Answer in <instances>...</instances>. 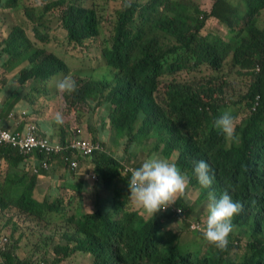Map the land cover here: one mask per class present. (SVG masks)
Wrapping results in <instances>:
<instances>
[{
    "label": "trees",
    "instance_id": "1",
    "mask_svg": "<svg viewBox=\"0 0 264 264\" xmlns=\"http://www.w3.org/2000/svg\"><path fill=\"white\" fill-rule=\"evenodd\" d=\"M16 2L0 0L9 9ZM40 3L39 13L24 9L33 26V39L17 27L0 44L4 57L10 58L12 70L21 68L17 82H32L36 87L55 77H70L77 85L75 91L66 93L70 107L81 103L93 111L104 109L103 120H111L118 138L128 140L129 146L141 142L151 147V156L156 154L175 164L189 178L188 189L202 191L194 205L185 196L177 201V209L183 208V215L171 207L155 217H146L128 208L131 198L127 180L131 174L124 173L127 167L100 150L91 157L93 171L104 190L110 192L112 202L99 199L93 207L86 208L82 182L74 185L69 180L61 186L73 188L81 199L68 217L75 230L66 236L69 243L59 247L64 256H57L54 263L60 264L76 253H90L95 257L94 264H264V0H217L210 13L189 0L171 4L170 0H151L144 7H127L119 13L111 41L105 42L102 51L106 66L99 68H103L102 76H108V80L77 77L81 70L68 76L71 70L60 56L62 51L46 49L48 45L63 46V51L92 48L101 36L100 16L87 9L84 0ZM132 9L141 11V32L145 36L137 50L128 42L129 27L137 22ZM55 14L59 22L55 26L47 24L46 18ZM212 19L231 28L230 42L203 35ZM227 64L232 71L251 79L242 101L235 102L245 103L248 114L239 106H231L226 89L232 83L227 78L211 77L197 84L180 80L182 74L192 76L204 68L220 74ZM14 96H7L0 118L15 108L11 99L22 101L20 96ZM225 111L235 118L237 140H227L214 126L215 119ZM28 119L39 120L35 114ZM51 133L64 146L85 141L79 137L77 126L70 127V134L67 126L59 136L56 128ZM97 140L91 141L100 144ZM66 156L47 158L37 152L32 161L17 149L0 146V160L7 165L5 179L0 182V210L13 207L37 222H47L54 216L65 218L74 198L65 204L61 188L42 201L35 193L39 180L57 173ZM198 160L210 165L214 177L210 188H203L193 172ZM25 161L37 173L27 171ZM225 192L242 204V210L233 219V231L224 250L207 240L198 247L186 246L179 235L173 236L177 232L173 229L175 222L192 218L199 204L207 206L210 193L219 197ZM192 231L200 234V230ZM169 236L172 238L167 240ZM205 245L209 248L202 247ZM3 264L37 263L20 259L9 245Z\"/></svg>",
    "mask_w": 264,
    "mask_h": 264
},
{
    "label": "rangeland",
    "instance_id": "2",
    "mask_svg": "<svg viewBox=\"0 0 264 264\" xmlns=\"http://www.w3.org/2000/svg\"><path fill=\"white\" fill-rule=\"evenodd\" d=\"M151 0H84V5L88 9H93L99 16L102 23L101 36L98 38V42L90 49H74L68 48L63 51V46H46V49H52V52L60 53V56L66 61L71 73L68 76H72V73L81 70L77 77H89L108 80L107 77H103V69L106 64L102 56L101 48L104 42H108L111 39L113 32V24H116L118 15L120 12L125 11L127 7L132 5H139L140 7L147 6ZM178 0H170L171 2ZM192 3L200 6L202 11L210 13L217 0H189ZM237 3V0H232ZM19 12H7L0 16V44L6 41L5 39L10 36L14 29L20 27L26 32L28 39H33V26L27 20L24 15V9L28 8L30 12L35 11L39 13V9H42L40 0H21ZM173 5V4H172ZM165 9L163 8L162 11ZM136 16L137 22L129 27L128 42L134 50H137L145 38L141 32V11L140 9H132ZM47 24L51 22L54 26L59 22L56 18V14L50 18H46ZM264 21V18H263ZM150 24L147 26L149 27ZM264 27V25H263ZM231 28L225 24H220L218 20L212 19L208 22L205 29L204 36L220 37L226 42L231 40ZM8 58L2 54L0 49V87L4 86V96H11L14 94L20 96L21 100H12L20 111L25 110L29 115L35 114L36 118L42 120V122H48L52 125V129L56 128V135L59 136L60 130L67 126L80 127V136L84 137L86 143H92L93 138H98L96 144L97 150L95 154L100 150H105L110 156L123 162L125 167L136 166L139 167L144 160L151 157V147H145L141 142H138L132 146H129L128 140L117 137L116 130L112 128L111 120L103 117L105 116L104 109H97V111L91 110L85 104H78L77 107H70L66 102L65 97L67 92H60L56 88V82L64 77H55L48 84L39 83L36 87L29 82L24 85H20L16 80V75L19 73V69L13 71L12 63L5 67V61ZM103 67V68H99ZM82 72L86 73L82 75ZM108 75V74H106ZM74 77V76H73ZM211 77H225L231 83L232 86L228 87L229 101L232 107L239 106L245 114H248V110L245 103L238 105L235 102H241L243 96L248 92L251 79L248 76H240L237 72L232 71L229 64H227L222 73L216 74L209 68H204L203 72L188 76L187 74L181 75V81L192 80L197 84L198 81H204ZM170 83V82H168ZM72 93V92H71ZM28 95V97H25ZM13 97V98H14ZM50 98V99H48ZM56 112H63L64 123L62 125H55L53 123V117ZM242 118V117H241ZM36 123L37 120H34ZM113 129V130H112ZM52 134H49L52 137ZM103 137V138H102ZM53 139V138H52ZM55 140V138H54ZM92 140V141H91ZM30 156H25V158ZM162 158V157H161ZM94 163L89 159L87 162H82L81 170L77 173L68 170L64 164L59 166L58 171L61 173L60 179L50 183L48 179H44L46 183L42 186L44 189L39 194L38 198L42 201L44 196L55 193L56 189L61 188V193L64 197V203L69 204L71 197L73 199V206L67 209L65 218L54 216L53 219L47 222H37L34 219L23 215L18 209L9 207L4 211H0V236L6 235L10 238V246L14 248L17 256L22 260L32 261L37 264H55L57 256H64V252L59 250L60 246H66L69 241L67 235H71L74 232V225L68 222L70 214L74 213V206L80 201V197L76 190L69 186H62L66 180L70 179L74 185L78 182H82V190L84 191L83 204L87 207H93L96 200L103 199L112 202L110 199V192L104 190L100 185V180L95 182L92 180V175L96 174L93 171ZM82 176V177H79ZM60 181V182H59ZM48 188V189H46ZM86 189H88L86 191ZM39 191V189H37ZM202 191L188 189L186 187L183 193H178L175 197V203L185 196L187 202L190 205H194ZM53 198V197H51ZM131 200V199H130ZM131 210L139 211V206L135 204L128 205ZM196 213L192 214V218L188 219L181 224H173V229L177 232L173 233V236L182 239V243L186 246L198 247L203 244V240H206L203 236V231L206 227V221L208 216L207 206L203 207L201 204L195 209ZM149 215V214H148ZM152 216V215H150ZM196 223H201L202 230L193 232V226ZM192 229V230H191ZM195 230V229H194ZM172 237L169 236L167 240ZM208 249L209 246H202ZM8 248V246H7ZM67 260L62 261L60 264H94L95 257L89 254H74L69 255Z\"/></svg>",
    "mask_w": 264,
    "mask_h": 264
},
{
    "label": "clouds",
    "instance_id": "3",
    "mask_svg": "<svg viewBox=\"0 0 264 264\" xmlns=\"http://www.w3.org/2000/svg\"><path fill=\"white\" fill-rule=\"evenodd\" d=\"M21 4H22L21 0H17L16 6L10 9L8 6H6V4H0V16L3 13H7V12H13V11L19 12V8ZM27 11L29 10L27 9ZM24 15H25V10H24ZM100 24H101L100 27H102L101 21ZM110 41L111 39L108 42ZM104 47H105V42L103 43L101 52L103 51ZM7 58L8 59L5 61L4 64L5 67L9 65V61H10V58L9 57ZM94 79L99 80V78H94ZM76 87H77L76 82L67 76L56 82V88L60 92L71 93L75 91ZM28 116L29 114L27 111L22 112L20 116H18L14 112L10 114V118L14 121L17 127L15 130L8 129L2 124L1 121L0 123L4 128L10 131H22L25 129L27 125L32 124L35 125L38 134L52 139V137H50L49 135V132L53 130L51 125H49L47 128L49 132L43 133L39 129V123H38L39 120H37L38 122L36 123L34 121L35 119H28ZM234 119L235 118L230 114L229 111H225L214 121V126L217 129H219L225 135L226 139L229 141H234L238 139L235 131ZM242 119L243 117L241 118V120ZM22 122H25V125H22ZM53 123L55 125L63 124V117L60 112L55 113L53 117ZM20 125L22 126V128H20ZM36 153L37 152H35L33 155H35ZM33 155H24V156H30L27 158L32 161H35L36 158H34ZM94 155L95 153L86 159L78 157L80 166L76 170H72L69 164L65 161L63 162V164L68 170L72 171L73 173L74 172L77 173L79 170H81L82 162H87L89 159L91 160V157ZM25 162L27 166V171H29L31 174L33 172L37 173L34 167H29L28 166L29 163L27 161ZM54 164L56 163L54 162ZM193 172L198 180V183L203 188L207 189L211 187L214 177L212 175L210 165L206 161L198 160L194 165ZM124 173L131 174L130 178L127 180V185L129 189L128 196L131 198V203L141 207L138 209L146 217H151L150 215L155 217V215L161 210L168 211L171 209V207L172 210L179 215H183L185 213L183 208L177 209V205L175 203V197L178 193H183L185 191L186 186L189 183V178L184 173H182L181 170L175 164L169 163L166 159L161 158L159 155L153 154L151 157L144 160L143 163L137 168L136 166H128ZM94 177H97V179H95ZM92 180L98 182L100 178L97 174H93ZM87 190L88 189H86V191ZM207 209H208V216L206 221V227L203 231V236L207 241L213 243L216 248L220 250H224L229 243L228 240L229 234L233 231V227H234L233 219L241 212L242 204L238 201L233 200V198L227 192L221 194L219 197H217L213 193H210ZM193 229H197L201 231L202 230L201 223L194 224ZM2 236H6V235H2ZM9 245H10V238H9Z\"/></svg>",
    "mask_w": 264,
    "mask_h": 264
},
{
    "label": "built area",
    "instance_id": "4",
    "mask_svg": "<svg viewBox=\"0 0 264 264\" xmlns=\"http://www.w3.org/2000/svg\"><path fill=\"white\" fill-rule=\"evenodd\" d=\"M0 146L17 149L23 155H33L35 152L43 153L47 158L53 155L65 154L64 161L72 170L79 168L78 157L86 159L95 153L97 146L85 141L64 146L58 141L37 133L35 125L29 124L22 131H10L0 123ZM46 162V160L44 161ZM47 168V165L44 164ZM97 179V177H94ZM9 245L7 236L0 237V264H3V254Z\"/></svg>",
    "mask_w": 264,
    "mask_h": 264
},
{
    "label": "crops",
    "instance_id": "5",
    "mask_svg": "<svg viewBox=\"0 0 264 264\" xmlns=\"http://www.w3.org/2000/svg\"><path fill=\"white\" fill-rule=\"evenodd\" d=\"M1 88H2V91L0 92V108L4 105L5 100H6V98H7V96H4V95H5L4 93H6V91L4 90V86H1ZM24 111H25V110H21V111H20V109L16 106V107L13 109L12 112H14V113H16L18 116H20L21 113L24 112ZM12 112H11V113H12ZM11 113H10V114H11ZM0 114H1V113H0ZM10 114L4 116V118H0V121H1L2 124H3L5 127H7L8 129L15 130L17 127H16L14 121L10 118ZM38 123H39V129H40L43 133H44V132H49V131L47 130V128H48L49 125H48L46 122L44 123V122H42V120H41V121H39ZM22 125H25V122H22ZM20 128H22L21 125H20ZM50 133H51V132H49V134H50ZM59 166H60V165H59ZM59 166L57 167V173H55L54 175H50L49 177L45 178V179H48V180L50 181V183L55 182V181H57L58 179H60L61 173L58 171ZM6 171H7V165H6V162H5L4 160H0V182H3V180L5 179ZM69 180H70V179L66 180V182L69 181ZM59 182H60V181H59ZM72 182H73V181H72ZM44 183H46V181H45L44 179H40V180H39L38 187H37V189H39V191L36 190V192H38L39 194L42 192L41 190L44 189V188L42 187V186H44V185H43ZM62 185H64V184H62ZM46 189H48V188H46Z\"/></svg>",
    "mask_w": 264,
    "mask_h": 264
}]
</instances>
